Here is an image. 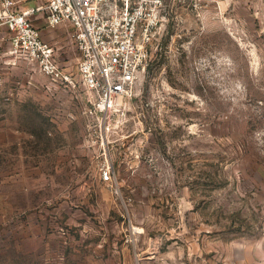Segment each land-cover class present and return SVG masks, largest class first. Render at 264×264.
Instances as JSON below:
<instances>
[{
    "label": "rangeland",
    "instance_id": "obj_1",
    "mask_svg": "<svg viewBox=\"0 0 264 264\" xmlns=\"http://www.w3.org/2000/svg\"><path fill=\"white\" fill-rule=\"evenodd\" d=\"M160 18L104 110L15 63L0 30V264H264V0ZM33 23L75 66L71 30Z\"/></svg>",
    "mask_w": 264,
    "mask_h": 264
},
{
    "label": "built area",
    "instance_id": "obj_2",
    "mask_svg": "<svg viewBox=\"0 0 264 264\" xmlns=\"http://www.w3.org/2000/svg\"><path fill=\"white\" fill-rule=\"evenodd\" d=\"M164 1L41 0L18 11V0H0V30L12 32L15 63H27L73 90L81 85L89 101L104 110L116 96L130 93L145 69L149 54L142 39L160 21ZM39 11L49 27L71 30L80 53L75 77L33 23Z\"/></svg>",
    "mask_w": 264,
    "mask_h": 264
},
{
    "label": "crops",
    "instance_id": "obj_3",
    "mask_svg": "<svg viewBox=\"0 0 264 264\" xmlns=\"http://www.w3.org/2000/svg\"><path fill=\"white\" fill-rule=\"evenodd\" d=\"M34 6V5H33ZM75 46V45H74ZM76 47V46H75ZM76 51H77V48H76ZM77 53H78V55H79V52L77 51ZM77 55V56H78ZM76 56V59H77V63L75 64V66H72V68H70L68 65H67V63L65 64V65H67L68 67H69V69L71 70V71H73V72H75V73H77V65H78V62H79V56L77 57ZM73 60H75V57H74V59Z\"/></svg>",
    "mask_w": 264,
    "mask_h": 264
}]
</instances>
